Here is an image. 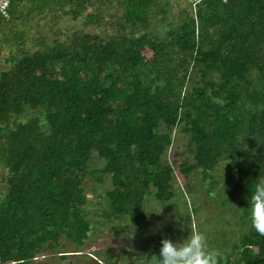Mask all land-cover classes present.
<instances>
[{
	"label": "trees",
	"instance_id": "1",
	"mask_svg": "<svg viewBox=\"0 0 264 264\" xmlns=\"http://www.w3.org/2000/svg\"><path fill=\"white\" fill-rule=\"evenodd\" d=\"M86 1L12 0L0 27L21 6L50 14L69 7L75 18ZM155 1L123 0L129 35L104 41L71 34L0 70V163L9 173L0 202V264H32L61 237L83 244L90 230L83 176L92 153L110 175L111 210L126 216L139 238L150 228L145 197L160 203L173 197L174 170L162 157L177 126L183 125L193 160L179 164L183 175L213 170L237 151L238 138L255 140L264 155V0H203L164 41L147 32ZM190 75L197 81L182 95ZM25 108H41L44 125L37 119L11 124ZM243 159L237 170L227 167L233 182L224 189L248 233L233 245L238 260L218 264H264V236L251 227L247 202L255 180L264 177V160Z\"/></svg>",
	"mask_w": 264,
	"mask_h": 264
},
{
	"label": "rangeland",
	"instance_id": "2",
	"mask_svg": "<svg viewBox=\"0 0 264 264\" xmlns=\"http://www.w3.org/2000/svg\"><path fill=\"white\" fill-rule=\"evenodd\" d=\"M149 7L147 32L163 41L167 39V31H178L184 20L193 16L186 0H156ZM124 9L123 0H87L74 18L68 12L69 7L63 13L50 14L31 13L29 6H21L20 15L0 27V70H9L22 53L51 47L55 41H68L71 34L86 33L104 41L117 34L129 35L132 31L124 23ZM88 16L93 18L89 20ZM199 28L194 30L196 36ZM204 36L201 34L199 39ZM202 42L207 48V42L204 39ZM173 60L175 65L177 60L175 57ZM196 81L197 78L190 75L181 94ZM32 119H37L43 126V110L25 108L9 121L14 125ZM182 127L181 124L173 130L172 143L162 157V162L172 165L174 170L173 197L165 203L155 201L152 194L145 197L143 212L150 228L142 238L126 216L115 215L111 210L106 198V191L112 189L110 175L103 172L104 160L92 153L83 176L86 198L83 213L90 224L87 238L77 247L61 237L51 250L38 252L32 264H140V256L158 254L162 238L177 240L188 231L202 233L208 248L218 253V260L237 261L240 249H234L233 245L239 246L240 237L248 233V225L241 222V209L226 202L228 194L224 185L233 182L227 167L231 165L237 170L245 162L243 157L248 160L257 156L263 161L264 155L255 140L243 142L238 138L237 151L220 159L213 170L203 174L198 168L183 175L179 164L185 159L189 163L193 160ZM8 174L7 168L0 163V202L6 191ZM130 228L133 230L131 236Z\"/></svg>",
	"mask_w": 264,
	"mask_h": 264
},
{
	"label": "clouds",
	"instance_id": "3",
	"mask_svg": "<svg viewBox=\"0 0 264 264\" xmlns=\"http://www.w3.org/2000/svg\"><path fill=\"white\" fill-rule=\"evenodd\" d=\"M247 202L251 227L264 236V177L255 180ZM180 231L183 232L182 227ZM132 234L130 228V236ZM140 264H218V253L208 248L202 233L188 231L186 236L177 240L162 238L158 254L140 256Z\"/></svg>",
	"mask_w": 264,
	"mask_h": 264
},
{
	"label": "built area",
	"instance_id": "4",
	"mask_svg": "<svg viewBox=\"0 0 264 264\" xmlns=\"http://www.w3.org/2000/svg\"><path fill=\"white\" fill-rule=\"evenodd\" d=\"M203 0H186L190 11L192 12L193 16H195L197 6ZM222 3H226L228 0H220ZM12 0H0V18H6L8 16L9 7Z\"/></svg>",
	"mask_w": 264,
	"mask_h": 264
}]
</instances>
